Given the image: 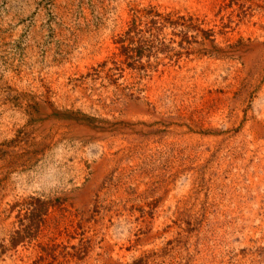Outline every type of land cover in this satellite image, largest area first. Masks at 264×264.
Returning <instances> with one entry per match:
<instances>
[{
  "label": "rangeland",
  "instance_id": "1",
  "mask_svg": "<svg viewBox=\"0 0 264 264\" xmlns=\"http://www.w3.org/2000/svg\"><path fill=\"white\" fill-rule=\"evenodd\" d=\"M0 264H264V0H0Z\"/></svg>",
  "mask_w": 264,
  "mask_h": 264
},
{
  "label": "trees",
  "instance_id": "2",
  "mask_svg": "<svg viewBox=\"0 0 264 264\" xmlns=\"http://www.w3.org/2000/svg\"><path fill=\"white\" fill-rule=\"evenodd\" d=\"M126 50L128 51L129 49H128V48H126Z\"/></svg>",
  "mask_w": 264,
  "mask_h": 264
}]
</instances>
